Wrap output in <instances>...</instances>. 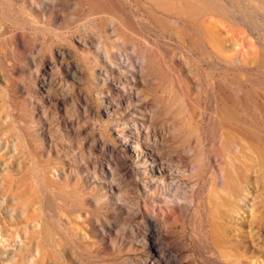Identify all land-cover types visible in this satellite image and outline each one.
<instances>
[{
    "label": "rangeland",
    "instance_id": "obj_1",
    "mask_svg": "<svg viewBox=\"0 0 264 264\" xmlns=\"http://www.w3.org/2000/svg\"><path fill=\"white\" fill-rule=\"evenodd\" d=\"M0 264H264V0H0Z\"/></svg>",
    "mask_w": 264,
    "mask_h": 264
}]
</instances>
